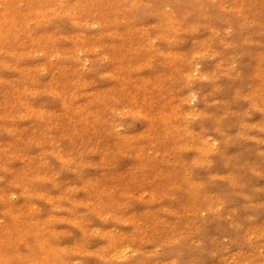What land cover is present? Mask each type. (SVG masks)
I'll return each mask as SVG.
<instances>
[{
	"label": "rangeland",
	"instance_id": "obj_1",
	"mask_svg": "<svg viewBox=\"0 0 264 264\" xmlns=\"http://www.w3.org/2000/svg\"><path fill=\"white\" fill-rule=\"evenodd\" d=\"M103 1L102 19L80 22L57 8L45 21H32L30 33H51L49 46L59 48L62 57L49 56L44 44L14 57L1 49L12 68H0V75L44 66L40 76L49 83L60 70L67 80L59 82L60 89L29 87L23 96L44 110L52 108L61 126L68 123L64 97L83 101L85 92L126 81L116 79L117 53L123 63H133L127 76L159 75L155 88L133 87L139 96L149 95L139 104L156 116L153 133L146 132L147 116L127 99L112 104L115 112L108 116L119 133L137 136L146 153H158V169L130 173L136 159L127 148L109 154V166L125 172L108 179L95 150L85 147L92 144L87 138L84 146L75 141L66 161L43 153L39 170L48 175L39 173L36 189L30 190L29 182L22 190L9 180L15 171L26 172V163L3 158L0 223L14 224L6 239L0 236V264H264V111L255 94L264 76V0H119L116 6ZM164 10L175 13L182 26L174 42L159 38L155 46L173 55L138 53ZM71 87L74 93L63 92ZM14 93L0 84V101L6 95L16 109ZM18 115L9 123L25 125L28 116ZM216 118L229 119L230 139L221 140L212 129ZM8 138L0 128V140ZM199 139L211 146L204 157L191 146ZM84 179L100 180L110 191L92 190ZM202 193L216 204L197 207Z\"/></svg>",
	"mask_w": 264,
	"mask_h": 264
},
{
	"label": "bare ground",
	"instance_id": "obj_2",
	"mask_svg": "<svg viewBox=\"0 0 264 264\" xmlns=\"http://www.w3.org/2000/svg\"><path fill=\"white\" fill-rule=\"evenodd\" d=\"M122 1L125 3L128 0ZM106 2H111L114 6L120 3L119 0H106ZM103 3V0H80L79 5H76L75 2L64 0H0V53L2 54L3 52L1 49H5L10 57H14L15 53H19L18 50L26 52L29 49H37L44 44V46H41L44 52L48 53L49 56H57V58H60V56L62 57V53L59 48L52 49L49 46V43L53 39V35L45 30L37 36L32 35L30 33V23L32 21H45L48 19L49 14L54 12L57 8H60L65 13H68L71 18L79 20L80 22L90 18L102 19L98 7L103 5ZM174 15L176 14L164 10L162 18L158 19L156 25L153 26L143 43L137 46L138 50H135L138 53L146 50L150 53V58L156 54L164 58L173 55V52L159 50V48L155 46V41L159 40V38H162L164 41H175L174 39L181 29L182 23L179 19H176ZM181 19L184 21L185 18ZM184 23L185 25L187 24L185 21ZM113 49L117 52L116 48ZM137 52L131 53V56ZM52 53L54 54L52 55ZM119 55L118 53L116 55L119 58L115 65L117 67L115 69L116 79L118 81L126 79V81L113 85L109 90L104 91L99 89L93 92H85L86 95L83 101L78 100L77 102L69 103L64 97L62 111L68 119L66 126L58 125L57 117L52 108L44 110L40 108L38 104L24 99L23 96L29 87L34 89H46V87L55 90L60 89V83H65L67 81L66 76L60 70V73H53V79L49 83L44 82L40 76L44 66L38 68L22 67L20 69H15L14 75L11 77L0 75V84H9L14 90V94L16 95L15 103L17 106L15 109L14 105L5 97L6 95H2L4 97H2L1 99L3 100L0 101V122H2L0 128L7 130L11 138L0 140V162L3 161V158L13 157L19 158L20 163H26V165L22 166L26 169V172L15 171L12 175V179L9 180L10 184L24 190L28 188V183L31 182L32 184L29 189H36V183L40 177L39 173H42L43 176L48 175L47 171L39 170L40 163H38V158H41L43 153L48 154L51 152L54 153L60 161H66L72 154L75 141L77 143H82L84 146L87 138L91 139L92 144H86L85 147L95 150L98 158L97 162L105 166L103 175H108V179L122 177L125 172V170H114L109 166V154L123 152L127 148L134 149V156L136 159L134 165L127 169L130 173L136 168L158 169V164H156L158 153H146L141 144L138 143L137 136L124 134L123 132L119 133L116 129V124L108 116L109 112H115V108L112 107V104L115 105L118 99H127L130 105L138 107L137 111L139 113H143L147 116L148 128H146V132L153 133L151 128L157 127L156 116L147 114L148 112L143 105L139 104V100H141V103L147 102L149 95L147 93H142V95L139 96L140 92H136L133 87L150 89L151 86H154L155 88L157 87L155 86V82L159 79V75H155L156 77L151 76L155 78V81L153 78L148 77V75L136 74L133 78L129 77L127 73L131 71L130 66L133 63H123ZM135 59L137 60L139 58L136 57ZM3 67L12 68L11 64L4 59V57H0V68ZM138 68L137 66L136 69ZM165 76L166 74L160 76L161 81ZM60 91H57V93ZM63 92L68 95L74 93L73 87ZM255 94L260 97L264 111V76L262 86H260L259 89L256 88ZM116 111V114L121 112L118 109ZM19 113L24 117L28 116V122L22 126H14L13 122L9 123V120L19 116ZM164 116L167 117V111H164ZM228 121V118H216L210 123V126L219 134L221 140L230 139L227 129ZM164 123L167 124L166 122ZM242 129L243 128L240 127L238 123V128L235 133L237 135L241 134ZM89 134H91L90 137H88ZM167 134L168 133H166L164 137H166ZM178 136L184 138L181 134ZM180 140L183 141L184 139ZM191 146L195 147L200 155L204 153L202 157H204L211 148L208 141L204 139H199L197 143L192 142ZM82 149L79 150V154H82ZM179 163H181V160H179ZM83 184L91 185L90 188L92 190L110 191V188L106 190L107 185H102L100 180L92 181L84 179ZM119 184V188L122 191L128 190L126 184ZM1 189L2 186L0 187V190ZM200 190L203 192L202 188ZM0 195H2L1 192ZM206 201H209V206L217 202V200H211V195L202 193L196 200V202H198L197 207L201 206ZM96 205L100 206V201H97ZM12 220L14 221V217ZM13 224L12 222L5 227L0 223V236L3 240L8 237L7 232L10 230V225ZM2 257L3 255L0 252V258Z\"/></svg>",
	"mask_w": 264,
	"mask_h": 264
}]
</instances>
